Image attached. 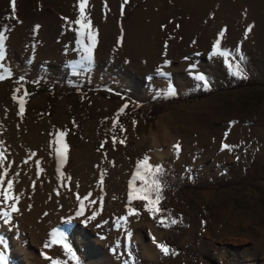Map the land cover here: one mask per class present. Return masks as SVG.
Segmentation results:
<instances>
[{
  "label": "rangeland",
  "instance_id": "obj_1",
  "mask_svg": "<svg viewBox=\"0 0 264 264\" xmlns=\"http://www.w3.org/2000/svg\"><path fill=\"white\" fill-rule=\"evenodd\" d=\"M16 9L18 20L10 18V0H0L8 36L0 63L11 72L0 81L6 264H51L45 256L58 264H124L129 253L133 264H264V0H89L90 65L81 61L76 25L66 23L78 17V0H16ZM221 30L229 63L242 56L249 70L237 86L224 58L210 55ZM26 83L41 87L30 94ZM25 92L20 115L12 97ZM57 131L66 133L63 176ZM145 156L162 165L168 182L184 183L167 182L155 218L144 201L128 199ZM129 207L137 214L129 216ZM54 232L79 261L60 244L45 247ZM144 243L155 249L152 258Z\"/></svg>",
  "mask_w": 264,
  "mask_h": 264
},
{
  "label": "snow or ice",
  "instance_id": "obj_2",
  "mask_svg": "<svg viewBox=\"0 0 264 264\" xmlns=\"http://www.w3.org/2000/svg\"><path fill=\"white\" fill-rule=\"evenodd\" d=\"M125 3L128 2V0H124ZM89 0H78V12L79 15L74 21H67L66 23H69L71 26L72 24L76 25V27L73 29L76 33V44L81 52V61L86 62L87 64H91L93 60V51L96 47V33L92 28V23L91 20L88 18L86 14V8L88 7ZM10 8H11V19L18 20L17 16V9H16V0H10ZM5 19H9V17H5ZM66 19V18H65ZM39 26H37L38 28ZM252 26L249 25L248 28L246 29L245 35L249 31H251ZM224 36V31L221 30V32L218 34L217 39L212 45V50L210 55L211 56H220L224 58L225 64L228 66L230 74L236 76L237 78L240 79H246L247 78V73L243 67H241V64H231L228 61L229 53L226 50L221 49V38ZM85 37L86 41L85 42ZM8 39V36L6 35L5 31L3 29H0V61L5 60V48H6V41ZM238 51V50H237ZM241 63L243 62V57H239ZM11 75V72L4 67L2 63H0V81H3L6 79L8 76ZM198 81H205V77L203 75H198L196 77ZM204 88L208 87L207 82L203 84ZM20 90L17 89L16 92H19ZM173 94V93H169ZM28 95V93H23L22 96H17L15 93L13 94L12 99L16 101L19 105V114L23 115L24 113V105H25V97ZM127 108V105H124L119 109L117 112L116 116L112 120L113 124V129L116 128L117 124H119V119L118 117L120 114H122L125 109ZM235 122H230V127L231 124ZM136 121H133V126H135ZM121 132H124L125 129L121 126L120 128ZM65 132L63 131H57L56 133V139L54 143L57 145L55 149V154L57 157V172L60 173L61 176H63V173L60 172V169L63 167L64 163L67 161V145L63 142V137L65 136ZM227 135V133L225 134ZM113 145L117 143V138L113 136L112 138ZM120 144H124V140L119 141ZM101 147H103V143L101 144ZM233 146L228 145V144H222L221 150H231ZM173 148L178 152L180 150L179 144L173 145ZM4 159L3 153H0V160ZM143 170V174H142ZM163 168L162 166L159 165H151L149 163V157L145 156L141 161L137 163L136 166V171L133 174L132 180L129 181V191H128V199L129 202L133 200H141L145 202V209L150 213L153 214L154 218L156 215L159 213L163 212L164 210L159 207L161 200H162V191L164 188L163 182L160 179L161 174L163 173ZM139 178L141 180V187L136 188L134 187V182L135 180ZM0 182L2 181V177H0ZM100 184L102 186L103 184V178L101 177ZM12 188V182L8 181L7 182V189L3 192L4 200L7 201L9 200V195L8 193L10 192ZM87 197H85L86 199ZM15 199V198H13ZM79 199V197H78ZM11 211L16 212L17 208L15 203L11 205ZM127 213L129 216L131 215H136L137 210L134 208L129 207L127 209ZM3 216L7 217V213H3ZM77 215H83V205L81 202V209L77 213ZM94 218V216L92 217ZM121 220H126V217H121ZM170 220L171 224H176L177 220L174 218H167ZM7 223V219L4 221ZM158 223L163 224L164 226H167L165 223V218L161 217ZM129 235H131L129 233ZM52 236L54 237L53 240H51L49 243L45 244V247H49L50 244H60L63 247L64 252L72 259H76L75 253L72 251L71 247L65 243V237L63 233H52ZM3 241H0V244H2ZM153 243L156 245L157 249L165 256L169 255L170 249L168 246H166L163 243H159L156 241V239L153 237ZM45 259L50 260L51 264H58L57 260L48 256L44 257ZM0 264H6V256L4 252H0ZM124 264H133V260L131 258V254L129 253V259H126L124 261Z\"/></svg>",
  "mask_w": 264,
  "mask_h": 264
},
{
  "label": "trees",
  "instance_id": "obj_3",
  "mask_svg": "<svg viewBox=\"0 0 264 264\" xmlns=\"http://www.w3.org/2000/svg\"><path fill=\"white\" fill-rule=\"evenodd\" d=\"M235 64H241V67H243V68L245 69L246 73H248L249 70H248L247 67L245 66V63H244V62L241 63V61H237V62L234 63L233 65H235ZM245 80H246V79H240V78H238V80H236V82H235V85L237 86V85L243 83V81H245ZM40 87H41V85H38V84L26 83V90H27L30 94L34 93V92H35L37 89H39ZM53 89H54V92H55L56 87H54ZM161 106H162L161 103H157V104L152 105V106L150 107V117H151V118H153V117L157 114V111H158L157 109L160 108ZM156 165L162 166L161 164H156ZM153 166H155V165H153ZM160 179H161L162 182H163L164 188L167 186L168 183H169L168 185H169L171 188H173V187H176V188H178V189H183V188H184V183H179V184H177V186H176V184H174V181H173V180H170V182H168V177H167L164 173L161 174ZM167 182H168V183H167ZM164 188H163V191H164ZM163 191H162L161 195L163 194ZM163 244H165L166 246H168L165 242H164ZM78 259H79V258H78L77 255H76V259H75V261H76V262L79 261Z\"/></svg>",
  "mask_w": 264,
  "mask_h": 264
},
{
  "label": "bare ground",
  "instance_id": "obj_4",
  "mask_svg": "<svg viewBox=\"0 0 264 264\" xmlns=\"http://www.w3.org/2000/svg\"><path fill=\"white\" fill-rule=\"evenodd\" d=\"M2 133L3 132H0V136L2 135ZM2 138H5L4 134H3ZM1 144H2V142H1ZM1 247H2V245L0 244V248ZM153 250H155V249H153V247L150 244L144 243V256L145 257L152 258V256L154 255V254L152 255V253H154Z\"/></svg>",
  "mask_w": 264,
  "mask_h": 264
}]
</instances>
